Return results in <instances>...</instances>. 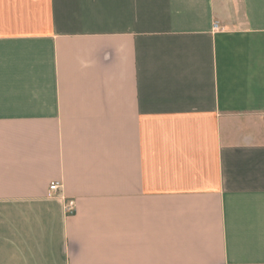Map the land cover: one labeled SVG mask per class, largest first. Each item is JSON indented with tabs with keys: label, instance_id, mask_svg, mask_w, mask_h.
<instances>
[{
	"label": "crops",
	"instance_id": "0c3cea01",
	"mask_svg": "<svg viewBox=\"0 0 264 264\" xmlns=\"http://www.w3.org/2000/svg\"><path fill=\"white\" fill-rule=\"evenodd\" d=\"M0 264H264V0H0Z\"/></svg>",
	"mask_w": 264,
	"mask_h": 264
},
{
	"label": "built area",
	"instance_id": "2783aa9c",
	"mask_svg": "<svg viewBox=\"0 0 264 264\" xmlns=\"http://www.w3.org/2000/svg\"><path fill=\"white\" fill-rule=\"evenodd\" d=\"M218 27V24L215 23L214 25V28L216 29ZM60 182L57 180V181H52L48 188H47V196L49 197H52V196H56L59 192V187H60ZM73 202L72 201H69L66 206H67V213L71 214L73 213L74 211V206H72Z\"/></svg>",
	"mask_w": 264,
	"mask_h": 264
}]
</instances>
